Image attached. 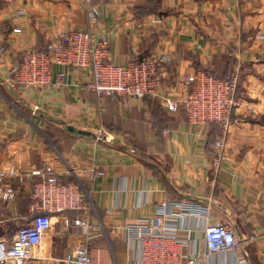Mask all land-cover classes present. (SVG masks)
I'll return each mask as SVG.
<instances>
[{"label": "crops", "instance_id": "crops-1", "mask_svg": "<svg viewBox=\"0 0 264 264\" xmlns=\"http://www.w3.org/2000/svg\"><path fill=\"white\" fill-rule=\"evenodd\" d=\"M95 6L102 14L96 29L88 23L85 0H0V172L14 167L27 176L50 165L80 183L88 208L52 215V229L30 264H59L83 239L80 229L64 227L65 219L77 218L102 234L91 252L93 264H129L128 229L153 219L162 203L179 201L209 209L208 217L191 220L199 239L205 218L236 234L238 250L217 255L214 264H241L239 258L264 264V0H100ZM22 9L27 14L18 17ZM78 30L106 35L108 61L114 63H125L133 47L141 55L168 59L160 70L162 96L183 95L184 77L200 71L239 77V107L215 182L210 170L219 130L195 127L183 112L168 113L159 100L99 99L84 89L92 82L90 70L71 71L48 91L14 85L10 70L27 50ZM68 108L99 116L108 131L104 137L113 142L69 133L40 115L95 134L69 122ZM93 169L105 175L91 183ZM9 182L17 197L0 199V239H11L37 215L33 180Z\"/></svg>", "mask_w": 264, "mask_h": 264}, {"label": "built area", "instance_id": "built-area-1", "mask_svg": "<svg viewBox=\"0 0 264 264\" xmlns=\"http://www.w3.org/2000/svg\"><path fill=\"white\" fill-rule=\"evenodd\" d=\"M96 1L100 0H85L88 23L94 29L102 18L98 6H95ZM26 14L25 9L17 12L18 17ZM156 22L161 21L158 19ZM14 33H21V29H14ZM108 52L106 35L95 38L92 33L79 30L61 33L50 39L43 49L27 50L9 74L14 85L20 89L48 91L61 85L69 72L90 70L92 82L84 89L95 93L99 99L159 100L168 113L183 112L189 124L195 127L219 125L221 135L215 142L217 154L210 170L212 182H215L232 115L239 107L236 96L238 76L221 80L200 71L184 77L186 90L183 95L162 96L160 70L168 59L142 57L133 47L128 60L118 64L108 61ZM166 134L164 131L163 135ZM95 136L96 142H102L104 133L99 130ZM104 175L103 171L93 169L88 174V181L92 183ZM26 177L35 184L33 210L37 215L29 224L20 227L11 239H0V264H30L44 236L52 229V215L67 211L82 213L88 209L86 193L80 183L68 181L50 165L37 167L27 176L18 174L14 167L0 172V199L4 202L15 200L17 191L9 180L22 182ZM196 216L208 217L209 209L192 201L162 203L153 219L128 229L131 233L128 237L129 264H214L217 255L234 254L238 250L239 242L234 231L218 222L209 223V218H205L202 225L203 239L193 235L199 228L191 222ZM64 226L80 229L83 239L59 264H93L91 252L102 235L97 232L96 226L84 218L74 221L65 219ZM237 261L246 263L243 258Z\"/></svg>", "mask_w": 264, "mask_h": 264}, {"label": "rangeland", "instance_id": "rangeland-1", "mask_svg": "<svg viewBox=\"0 0 264 264\" xmlns=\"http://www.w3.org/2000/svg\"><path fill=\"white\" fill-rule=\"evenodd\" d=\"M21 104L22 103L19 102V107L23 108ZM16 105H18V104H16ZM67 110L70 113L68 115H67V113L66 114L64 113V116H65V118L71 120L69 122H74L73 124H75V126L86 127L90 131H93L95 134H97L99 132V130H102L103 133H108V131H106L105 127L102 125L101 119L99 116L94 115L92 113L85 112L84 110H78L76 108H68ZM70 124H72V123H70ZM120 134H122V133H120ZM53 224H54V221H52V225ZM65 228H70V227H65ZM71 228H73V227H71Z\"/></svg>", "mask_w": 264, "mask_h": 264}, {"label": "water", "instance_id": "water-1", "mask_svg": "<svg viewBox=\"0 0 264 264\" xmlns=\"http://www.w3.org/2000/svg\"><path fill=\"white\" fill-rule=\"evenodd\" d=\"M0 80H3L2 77L0 76ZM39 112V111H38ZM40 115L52 122H55V123H58V124H61V125H65L66 126V130L69 132V133H72V134H75V135H78V136H85V137H94L96 138L95 134L89 132V131H84V130H78L76 129L75 127L71 126V125H67L64 121L56 118V117H53L49 114H46V113H43V112H40ZM103 141L105 142H113L112 139H110L109 137H104L103 138Z\"/></svg>", "mask_w": 264, "mask_h": 264}, {"label": "trees", "instance_id": "trees-1", "mask_svg": "<svg viewBox=\"0 0 264 264\" xmlns=\"http://www.w3.org/2000/svg\"><path fill=\"white\" fill-rule=\"evenodd\" d=\"M44 48V46L42 47V48H40V49H43ZM142 57H148V56H144V55H142ZM206 73H208V72H206ZM208 74H210V75H212V76H214V77H216V78H218V79H221V80H230L233 76H235V75H232V76H230V77H228V78H226V77H217V76H215V75H213V74H211V73H208ZM239 78V77H238ZM238 89H239V84H238ZM237 93H238V90H237ZM236 96H237V94H236ZM146 100H152V99H146ZM210 127H214V128H217L218 130H219V133L221 132V127L219 126V125H212V126H210ZM220 135H221V133H220ZM220 135H219V137H220ZM67 212H71V211H67ZM73 212V211H72ZM64 213H66V212H64ZM64 213H61V214H64ZM78 214H80V213H78Z\"/></svg>", "mask_w": 264, "mask_h": 264}]
</instances>
